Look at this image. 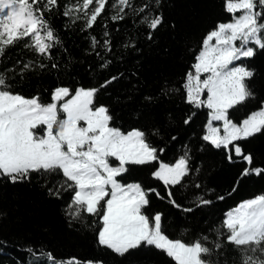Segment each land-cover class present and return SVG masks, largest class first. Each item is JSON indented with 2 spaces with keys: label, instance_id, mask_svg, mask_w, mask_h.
I'll return each mask as SVG.
<instances>
[{
  "label": "snow or ice",
  "instance_id": "6c2138e0",
  "mask_svg": "<svg viewBox=\"0 0 264 264\" xmlns=\"http://www.w3.org/2000/svg\"><path fill=\"white\" fill-rule=\"evenodd\" d=\"M107 3L108 0H75L74 3L69 0L63 15L73 22L83 20L88 29ZM155 3L158 5L159 0ZM53 6H58L57 0H0V56L21 40L25 41L26 48L42 55L50 54V49L60 42L45 19V12ZM148 7L145 4L134 11L143 13ZM225 7L231 19L217 24L202 38L183 87L190 104L209 110L202 139L216 149L229 150V161L232 160L231 145L234 154L248 164L241 178L259 176L264 174V168L252 167L251 153L244 154L235 142L264 131V106L246 113L238 122L230 119L229 110L238 109L254 95L249 81L255 71L236 62L264 50V0H225ZM111 8L114 10L111 19L120 20L126 8H133V3L112 0ZM141 22L154 31L163 23V17L149 14ZM92 43L97 45L95 37ZM104 43L107 46L109 42ZM31 66L24 64L21 73ZM9 79L5 72H0V178L15 184L31 181L36 175L44 180L42 187L47 188L48 195L57 198L61 191L71 190L73 195L64 209L69 224L78 222L85 228L92 227L98 244L121 258L141 248H154L174 264H222L221 250L231 244L238 256L231 259V264H264V193L254 194L226 212L220 225L209 230L215 239L201 234L185 240L188 229L171 238L163 228V214L147 212L148 194L156 192L155 189L145 190L139 182H123L121 177L128 173L129 166L152 164L158 161V155L157 149L148 142V133L138 128L125 132L111 126L113 117L108 107L94 103L100 88L118 77L106 80L100 88L78 87L74 94H70L68 87H56L49 103L42 102L39 96L27 98L15 93ZM205 94L206 99H202ZM191 119L189 116L184 123ZM214 122L221 125L214 126ZM152 134L158 135L159 130L153 129ZM190 171L185 152L174 163L160 162L151 175L166 188L187 187L183 181ZM57 177L61 179L49 187V178L56 180ZM156 195L159 197L158 192ZM168 198L174 207L184 212L194 211L192 207L178 204L172 191H168ZM193 202L196 207L213 203L203 196H196ZM86 215L97 219L89 225ZM27 251L33 257L31 264H103L102 261L82 262L75 257L60 260L43 249L39 254L32 248ZM223 264L229 261L224 260Z\"/></svg>",
  "mask_w": 264,
  "mask_h": 264
},
{
  "label": "trees",
  "instance_id": "16d2710c",
  "mask_svg": "<svg viewBox=\"0 0 264 264\" xmlns=\"http://www.w3.org/2000/svg\"><path fill=\"white\" fill-rule=\"evenodd\" d=\"M57 3L58 6L45 12V19L60 41L50 49V54L42 55L26 48L25 41L21 40L0 56V72L10 78L12 90L27 98L39 96L42 102L49 103L56 87H68L70 94H74L78 87L100 88L106 80L118 77L100 88L94 103L108 107L113 117L111 126L125 132L138 128L148 133V142L157 149L158 155V161L152 164L129 166L121 179L139 182L145 190L155 189L159 193V197L156 192L148 194L147 212L163 214V228L171 238L188 229L185 240L201 234L215 239L209 230L220 225L229 209L254 194L264 193V174L241 178L248 164L234 154L231 145L232 160L229 161V150L216 149L202 139L209 110L190 104L183 87L202 38L217 24L231 19L225 0H159L158 5L155 0H132L133 8H126L120 20L111 19L114 10L112 0H108L105 10L88 29L83 20L73 22L63 15L69 0H57ZM145 4L149 7L143 13L134 11ZM149 14L163 17V23L154 31L141 22ZM92 37L98 42L96 46ZM105 40L109 42L107 46ZM236 63H243L256 73L249 81L253 97L238 109L229 110L230 119L238 122L246 113L261 108L264 102V50ZM24 64L32 66L21 73ZM40 64L45 67L40 68ZM189 116L192 119L184 123ZM153 129H158L159 134L153 135ZM235 143L244 154L251 153L252 167L264 168V131ZM185 152L191 169L183 181L187 187L166 188L162 181L152 177L151 172L160 162L174 163ZM60 179L49 178L48 186L52 187ZM237 181L238 187L233 192ZM43 184L44 180L36 175L31 181L15 184L0 178V241L6 242L0 243V264H31L33 257L27 251L29 248L37 254L41 249L51 252L60 260L75 257L82 262L102 261L103 264H174L154 248H141L124 258L117 256L98 244L92 227L85 228L78 222L69 224L64 209L73 195L71 190L61 191L57 198L49 196ZM196 184L200 187H195ZM168 191H172L178 204L192 207L194 211L184 212L174 207L169 202ZM196 196L213 203L196 207L193 202ZM219 196L224 199H217ZM95 219L86 215L89 225ZM221 251L224 253L220 257L222 264L224 260L231 264L234 256L238 258L231 244H226Z\"/></svg>",
  "mask_w": 264,
  "mask_h": 264
},
{
  "label": "rangeland",
  "instance_id": "374dc122",
  "mask_svg": "<svg viewBox=\"0 0 264 264\" xmlns=\"http://www.w3.org/2000/svg\"><path fill=\"white\" fill-rule=\"evenodd\" d=\"M202 98H204V99H206V94L204 95V96H202ZM65 99H67V98H65ZM262 106H264V102L262 103ZM261 106V107H262ZM257 110H259V109H257ZM208 113H209V111H208ZM207 123H208V117H207V122H206V125H207ZM206 125H205V134H206ZM221 125V122H214V126H220ZM221 134H223L222 132H221ZM113 160H114V158H113ZM232 209V208H231ZM230 210V209H229ZM228 210V211H229ZM227 211V212H228Z\"/></svg>",
  "mask_w": 264,
  "mask_h": 264
}]
</instances>
